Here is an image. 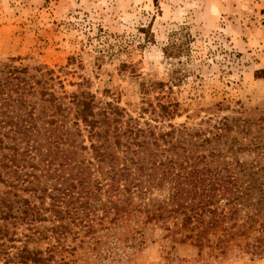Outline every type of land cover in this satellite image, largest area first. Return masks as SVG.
Returning a JSON list of instances; mask_svg holds the SVG:
<instances>
[{"label":"rangeland","instance_id":"374dc122","mask_svg":"<svg viewBox=\"0 0 264 264\" xmlns=\"http://www.w3.org/2000/svg\"><path fill=\"white\" fill-rule=\"evenodd\" d=\"M10 58L31 73L50 70L58 95L90 91L142 125L167 126L140 111L157 95L179 102L176 126L249 119L248 135L232 132L249 144L238 156L264 171V0H0V62ZM92 197L89 229L70 224L74 233L57 238L47 212L30 242L26 225L16 226L15 245L41 249L39 264H264V251H253L264 246L258 223L226 242L218 227L199 247L179 217L150 219L129 207L114 217L102 191Z\"/></svg>","mask_w":264,"mask_h":264},{"label":"trees","instance_id":"16d2710c","mask_svg":"<svg viewBox=\"0 0 264 264\" xmlns=\"http://www.w3.org/2000/svg\"><path fill=\"white\" fill-rule=\"evenodd\" d=\"M15 60L0 62L4 261L44 262L41 249L15 242L17 225H26L25 241L40 234L33 223L47 221V212L57 238L73 232L70 224L89 229L85 217L99 200L93 191L106 195L114 217L127 207L143 209L150 219L179 217L181 227L189 230L185 238L194 237L199 247L218 227V242L255 229V223L264 231V171L239 158L249 144L232 135H248L249 119L220 117L210 123L209 117L204 128L176 126L171 120L179 115V102L157 95L155 103L143 101L140 111L167 126L147 120L142 125L139 117L112 101L97 100L90 91L58 95L50 70L36 67L37 73H31ZM245 208L249 211L242 214ZM253 251H264V246Z\"/></svg>","mask_w":264,"mask_h":264}]
</instances>
